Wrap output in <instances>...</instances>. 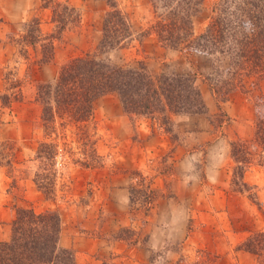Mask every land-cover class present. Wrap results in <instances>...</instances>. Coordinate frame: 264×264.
Returning a JSON list of instances; mask_svg holds the SVG:
<instances>
[{
    "label": "rangeland",
    "instance_id": "rangeland-1",
    "mask_svg": "<svg viewBox=\"0 0 264 264\" xmlns=\"http://www.w3.org/2000/svg\"><path fill=\"white\" fill-rule=\"evenodd\" d=\"M39 1L38 15L27 22L40 19L41 37L10 25L0 38V65L8 59L0 67V94L12 82L21 93L0 126V237L6 236L1 209L10 204L19 207L16 211L57 212L61 246L74 252L75 264H258L240 246L264 232V168L252 165L243 178L246 186L235 191L231 143L253 139L255 101L264 85L258 90L248 82L251 92L237 91L219 103L207 77L216 67L226 68L228 58L181 53L145 35L155 20L148 0H119L132 36L102 58L128 68L145 67L153 76L194 77L207 114L174 115L166 126L127 115L117 94L100 97L92 121L62 125L61 118L56 120L57 144L67 155L59 166L57 196L48 199L38 190L33 178L40 169L34 158L46 137L38 87L55 83L69 61L97 52L109 10L104 0H65L80 11L82 24L67 26L57 46L55 42L53 59L46 62L45 39L58 34V23L43 4L64 0ZM221 1L202 0L193 18L196 35L205 30ZM86 141L92 144L90 150ZM88 161L95 167L79 164Z\"/></svg>",
    "mask_w": 264,
    "mask_h": 264
},
{
    "label": "trees",
    "instance_id": "trees-1",
    "mask_svg": "<svg viewBox=\"0 0 264 264\" xmlns=\"http://www.w3.org/2000/svg\"><path fill=\"white\" fill-rule=\"evenodd\" d=\"M104 1L109 10L103 21V35L97 52L69 61L61 68L55 83L38 87L37 101L43 107L41 121L46 137L40 142L34 158L40 170L35 172L33 181L48 199L57 196L59 166L63 167L66 159V154L57 144L55 122L58 118H61L62 125L71 121H92L95 101L110 94L119 96L127 115L160 121L166 126L170 125L174 115H203L208 112L194 77L180 74L153 76L145 67L128 68L102 58L107 51L124 46L132 36L130 21L120 1ZM148 1L153 7L155 20L145 35H154L163 46L181 53L195 52L228 58L226 68L216 67L213 74L207 77L219 103H226L237 91H246L248 82L254 89H262L264 0H222L199 35L194 32L193 18L199 12L202 0ZM53 3L44 1L43 4L53 11L52 19L58 23V34L45 39L46 62L53 59L55 42L61 40L67 26L78 28L82 22L80 11L65 0L62 4ZM23 31L30 37L34 32L41 37L40 19L26 22ZM14 84L10 83V88L0 94V126L2 117L20 98L19 85ZM255 105L258 111L253 139L231 143V157L235 163L231 185L234 188L246 186L243 178L252 165L264 168V91L256 98ZM86 145L89 147L92 144L86 141ZM79 164L86 168L95 167V163L89 161ZM236 190L240 192L239 188ZM149 201H146L148 207L151 204ZM61 237L62 223L57 212L37 213L31 209H18L11 225L10 239L0 242V264H75L74 252L61 246ZM240 247L255 255L258 264H264V232L250 236Z\"/></svg>",
    "mask_w": 264,
    "mask_h": 264
},
{
    "label": "crops",
    "instance_id": "crops-1",
    "mask_svg": "<svg viewBox=\"0 0 264 264\" xmlns=\"http://www.w3.org/2000/svg\"><path fill=\"white\" fill-rule=\"evenodd\" d=\"M71 6H73V5H71ZM39 7H40V1L39 0H0V38L4 37V34H5L4 30H6L5 28H7V26H10V25H19V26L21 25L20 31H22L23 25L28 20L33 18L34 14L38 15L37 11L39 10ZM47 11L48 10H46V13H47ZM50 18L48 15V19H47L48 22H50V20H51ZM44 23H46V22L43 21L42 26L44 25ZM59 42H56V46ZM55 52H56V49H55ZM7 61H8L7 58H5V59L3 58L4 63L1 64L0 67H4V65L6 64ZM2 74H4V73H2ZM0 81H1V83H0V91H1V89H2V85H1L2 84V77H1ZM30 186L31 185L28 184V189L30 190V192H33L34 189ZM16 208H19V207H16ZM16 208H12V207H10V204H8L7 206L5 205L1 209V216L4 218L1 221L4 222L6 236L4 237V239H2L3 237H0V242L1 241L2 242L7 241L10 238L11 225H12V222L16 218V212H17ZM37 213H40V212H37ZM204 214L207 215V212H205ZM203 222H205V221H203ZM111 245H113V242H111ZM107 248L111 251V247H107ZM113 252L114 251H112V253ZM112 255H114V254H112Z\"/></svg>",
    "mask_w": 264,
    "mask_h": 264
}]
</instances>
